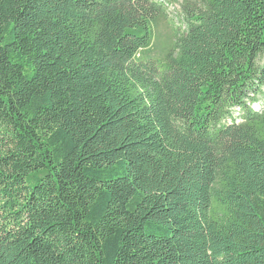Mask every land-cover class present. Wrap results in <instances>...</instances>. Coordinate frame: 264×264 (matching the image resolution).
<instances>
[{"label": "trees", "instance_id": "1", "mask_svg": "<svg viewBox=\"0 0 264 264\" xmlns=\"http://www.w3.org/2000/svg\"><path fill=\"white\" fill-rule=\"evenodd\" d=\"M182 15L0 0V264H264V0Z\"/></svg>", "mask_w": 264, "mask_h": 264}, {"label": "rangeland", "instance_id": "2", "mask_svg": "<svg viewBox=\"0 0 264 264\" xmlns=\"http://www.w3.org/2000/svg\"><path fill=\"white\" fill-rule=\"evenodd\" d=\"M165 1L167 17L158 19L155 29V49L161 58H166L168 52L178 49L175 36L179 31V27H183L182 3L183 0H155ZM264 91V89H263ZM262 100L254 105L255 110H259L262 106ZM239 115V111H235V116Z\"/></svg>", "mask_w": 264, "mask_h": 264}]
</instances>
